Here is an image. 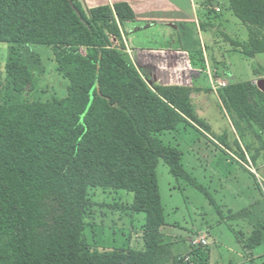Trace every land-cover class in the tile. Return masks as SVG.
<instances>
[{
	"label": "trees",
	"instance_id": "16d2710c",
	"mask_svg": "<svg viewBox=\"0 0 264 264\" xmlns=\"http://www.w3.org/2000/svg\"><path fill=\"white\" fill-rule=\"evenodd\" d=\"M235 15L248 40L223 36L249 57L264 54V12ZM204 17L202 29H212L219 12ZM134 19L127 2L85 8L81 0H0V42L10 45L0 70V264H210L209 246L190 242L176 254L162 231L157 166L162 159L177 180L203 190L181 149L162 136L180 124L211 126L195 111L193 86L150 85L140 72L121 30ZM32 45L52 47L69 83L64 97L38 93L45 68ZM221 90L240 120L264 131V92L252 82ZM95 188L134 194L129 209L146 215L142 248L106 249L88 239ZM243 235L238 241L252 262L263 230Z\"/></svg>",
	"mask_w": 264,
	"mask_h": 264
},
{
	"label": "rangeland",
	"instance_id": "374dc122",
	"mask_svg": "<svg viewBox=\"0 0 264 264\" xmlns=\"http://www.w3.org/2000/svg\"><path fill=\"white\" fill-rule=\"evenodd\" d=\"M210 8L207 6L206 11ZM215 23L218 30L209 28L203 33L211 69H218L219 76L229 83L256 80L258 73L264 72V54L249 57L235 50L222 34L225 31L233 39L245 42L248 27L223 7ZM9 46L0 42V70H4ZM31 50L40 56L45 68L38 79V93L45 91L47 97H64L69 83L57 71L52 47L32 45ZM200 83L199 87L193 86L191 97L196 113L207 121L211 131L180 124L162 138L181 149L185 170L203 190L177 180L168 165L162 159L159 161L157 173L164 213L168 225L175 229L168 230H173L170 235L169 227H165V234L178 242L175 250L182 254L189 249L190 242L205 235L211 249L210 264H264V131L259 125L240 120L222 100V90L209 89L204 78ZM260 113L264 115V107ZM221 136L226 137L227 144ZM90 195L95 205L87 218L88 239L100 248H142L146 215L129 209L134 194L95 188ZM255 228L263 230V241L252 250L251 262L238 237L250 235Z\"/></svg>",
	"mask_w": 264,
	"mask_h": 264
},
{
	"label": "crops",
	"instance_id": "0c3cea01",
	"mask_svg": "<svg viewBox=\"0 0 264 264\" xmlns=\"http://www.w3.org/2000/svg\"><path fill=\"white\" fill-rule=\"evenodd\" d=\"M215 1L81 0L85 8L113 5L117 2L129 3L135 11V19L123 22L121 30L127 49L143 76L153 85L197 87L202 78L206 80L204 75H196L194 72L200 66V57L204 58V68L207 65L211 67L208 45L204 41V30L201 27L206 7L213 10L219 7L221 10L218 12L222 11V7L233 13L264 12V0ZM218 29L219 25L214 22L211 30L215 32ZM262 77L264 72H259L256 80ZM262 167L264 169V162ZM165 227H169L167 231L175 230L171 225H165L162 227L164 233ZM173 230L168 231L170 235H173ZM177 243H173L174 253L182 254L175 250Z\"/></svg>",
	"mask_w": 264,
	"mask_h": 264
},
{
	"label": "built area",
	"instance_id": "2783aa9c",
	"mask_svg": "<svg viewBox=\"0 0 264 264\" xmlns=\"http://www.w3.org/2000/svg\"><path fill=\"white\" fill-rule=\"evenodd\" d=\"M216 10L220 11L221 9L217 7ZM194 72L196 75H204L208 82V88L213 91H219L229 85V81L227 79L221 78L217 74L216 69L212 70L211 67H209L208 65L205 68L199 66V68L195 69ZM192 242L195 244L203 245H207L208 243L205 235H200L198 238H195Z\"/></svg>",
	"mask_w": 264,
	"mask_h": 264
},
{
	"label": "water",
	"instance_id": "95a60500",
	"mask_svg": "<svg viewBox=\"0 0 264 264\" xmlns=\"http://www.w3.org/2000/svg\"><path fill=\"white\" fill-rule=\"evenodd\" d=\"M150 85H153L151 81L147 80ZM262 92H264V77L259 78L253 82Z\"/></svg>",
	"mask_w": 264,
	"mask_h": 264
}]
</instances>
